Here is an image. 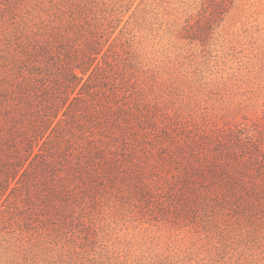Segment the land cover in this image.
Segmentation results:
<instances>
[{
    "label": "rangeland",
    "instance_id": "obj_1",
    "mask_svg": "<svg viewBox=\"0 0 264 264\" xmlns=\"http://www.w3.org/2000/svg\"><path fill=\"white\" fill-rule=\"evenodd\" d=\"M75 1L88 15L78 46L101 43L99 60L108 55L135 84L121 95L141 98L138 116H120L108 137L123 169L137 167L58 213L9 208L0 217V264H264V216L249 201L192 190L207 183L186 180L192 167L177 151L186 138L202 146L214 134L233 136L247 158L254 148L264 153V0H0L16 15L1 9L0 31L24 28L23 20L48 25L55 8ZM236 169L245 170L239 195L247 201L249 167Z\"/></svg>",
    "mask_w": 264,
    "mask_h": 264
},
{
    "label": "trees",
    "instance_id": "obj_2",
    "mask_svg": "<svg viewBox=\"0 0 264 264\" xmlns=\"http://www.w3.org/2000/svg\"><path fill=\"white\" fill-rule=\"evenodd\" d=\"M12 6L9 2L0 10L13 13ZM68 6L66 11L55 8L48 25L23 20L24 28L10 33L1 27L0 217L9 213V208L24 215L33 206L41 212L47 209L58 213L63 205L77 201L80 195L83 199L86 192L98 189L106 179L118 184L117 178L121 177L124 183L137 167L130 161L132 171L123 169L117 152L108 149V137L120 116L128 121L138 116L141 98L132 100L135 94L121 95L123 88L134 90L135 84L130 76L116 72L108 55L99 60L101 43L85 40L83 46H78L77 37H83L86 31L87 9L76 1L75 6ZM12 15L14 19L16 15ZM121 96L125 99L122 104L117 100ZM134 138L138 140L139 135ZM186 140L184 146H177L179 158L188 159L192 167L185 169L184 176L187 181L207 183L192 190L208 192L207 200L222 197L239 205L249 201V208L264 216L261 150H250L247 158L243 154L246 147L233 136L204 134L202 146L192 138ZM233 146L240 147L242 154H236ZM167 148L171 151L172 146ZM205 150L213 153L208 163ZM119 152L125 159L132 155ZM174 154L168 155L178 163ZM237 164L249 167L247 201H241L244 197L239 195L238 174L245 170L238 172ZM213 193L216 198L211 197Z\"/></svg>",
    "mask_w": 264,
    "mask_h": 264
}]
</instances>
